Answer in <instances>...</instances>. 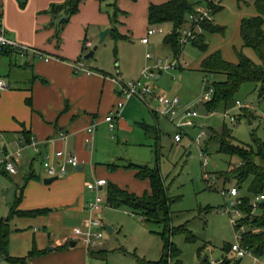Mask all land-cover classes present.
Returning <instances> with one entry per match:
<instances>
[{"label":"rangeland","instance_id":"374dc122","mask_svg":"<svg viewBox=\"0 0 264 264\" xmlns=\"http://www.w3.org/2000/svg\"><path fill=\"white\" fill-rule=\"evenodd\" d=\"M114 1L123 11L122 14L130 17L128 22L120 20L119 15L117 25L118 28L122 22L130 24L125 30L128 37L116 40L108 34L97 44L99 39L97 35L93 45L83 49L81 59L91 64L98 63L102 68L111 66L115 73L116 70L120 71L125 80L137 78L144 67H154L158 59H163V63H159L158 68L153 69L154 76L148 78L147 82L155 94L177 96L181 106L174 118L159 114L154 118L152 115L154 108L161 111L163 107L157 105L153 96L148 95L144 101L133 96L132 98L137 100L130 101L132 111L125 115L133 130L123 128L118 133L117 129L114 131L106 129L98 145L100 156L109 153L112 163L98 161L99 164L86 165L80 171L85 172L88 182L102 176L107 184L116 183L131 192L142 194L149 191L147 179L137 178L132 168L119 167L110 170L108 164L120 165L131 162L158 167L169 196L176 198L170 203L171 225L183 227L195 237L194 241H187L185 232L171 236L173 243L180 249L179 259L182 264H200L201 258L205 255L212 264L223 256L230 258L231 264H264V255L254 257L252 253L247 252L242 257L235 258L234 253L230 251L225 253L222 249L226 243L240 242L241 228L233 226L231 222V219L237 220L240 214L235 212L231 201L248 195V192L243 185L237 188V196L228 195V189L236 186L235 179L230 174L225 177L221 173L227 171L230 164L238 165L240 159L236 155L220 152L218 140L209 136L210 130L220 132L226 126L232 136L244 144L254 145V138L264 140V97H258L254 82L245 81L234 93L230 103L226 105L221 103L213 111H208L202 106L207 93L204 79L211 84L223 79V76L200 71L201 59L214 51H219L224 60L236 62V50L241 49L253 61H258L251 48L242 46L239 33L240 19L256 13L255 0H221V8L212 14V21L223 26L224 31L204 33L206 51H200L187 41L180 45L178 54L163 43L165 36L173 30L172 22L165 21L153 25L144 23L141 20V3L144 0H137L140 3L138 13L133 12L137 7L133 0H107L103 6L105 11L111 12ZM145 2L147 3V0ZM148 27H158L162 31L150 35L149 43L143 44L140 41L141 36L137 37L136 34L141 31L144 33ZM179 34L182 35L181 28ZM96 44L93 56L84 58ZM147 52L152 55L151 59L146 58ZM165 58H168V61L177 59L179 65L165 68ZM97 67L95 65V68ZM236 100L241 103L240 106L235 103ZM244 107H247V115L242 112ZM186 111H196V115H187ZM230 116L234 117L233 120ZM136 121L156 123L161 131L157 146L151 137L144 136ZM176 133L180 134L178 142L173 138ZM94 148L93 144L91 150ZM88 191L91 193L90 198L96 194V191ZM105 192V188L98 190L103 197ZM90 213L87 209L86 217L76 227L85 229L86 225L83 222L92 217L90 215L93 213ZM97 215L101 223L98 229L102 232L97 244L86 247L81 241H77L75 245L76 249L86 251L83 264H143V259H159L163 245L160 224L144 221L140 216L132 214L127 207L110 206L105 200ZM16 219L18 218L11 221L12 227ZM28 219L22 218L21 221ZM75 224L67 221L66 229L71 230ZM104 225H108L111 231ZM34 228L43 231L40 223L33 222L17 231V235L23 233L21 235L32 236V233H35L37 237L38 231ZM202 245L204 247L198 254V249ZM44 246L46 248V244ZM19 247L16 249L19 253L26 250L24 246ZM86 248L94 251V254H88ZM38 257L36 254L27 258L25 264H39ZM0 264L11 263L1 258Z\"/></svg>","mask_w":264,"mask_h":264},{"label":"crops","instance_id":"0c3cea01","mask_svg":"<svg viewBox=\"0 0 264 264\" xmlns=\"http://www.w3.org/2000/svg\"><path fill=\"white\" fill-rule=\"evenodd\" d=\"M64 1L0 0V26L8 37L29 47L22 53L5 47L0 54V76L7 85L0 91V152L10 153L16 149L21 152L15 161V173H9L0 164V219L9 216L13 208L17 211L8 222V254L25 257L35 250L39 255V264H83L85 261L86 251L76 249L78 240L73 237V230L86 217L87 202L91 196L85 186L88 182L86 174L80 170L86 165L99 164L98 161L112 163L109 153L100 156L98 145L102 141V133L106 129H117L118 133L123 128L132 131L125 115L132 111L130 101L137 100L131 97L125 102L110 129L104 116L117 100V81L126 80L120 71L115 73L111 66L102 68L98 63L91 64L81 59L83 42L89 39L94 43L101 30L110 29L109 16L103 7L107 0H82L78 10L60 25L57 35V26L61 22L57 21L63 13H53L51 6ZM166 1L147 0L146 3L144 0L141 3V20L148 23L150 3ZM133 3L138 9L140 3L137 0ZM136 8L133 12L138 13L140 8ZM129 18L128 15L119 16L123 21ZM128 27L130 24L122 22L117 29L125 35ZM144 34L141 31L136 35L142 37ZM32 49L50 58L45 61ZM79 59L91 69V73L73 69L72 63ZM95 65L100 68H95ZM152 115L154 118L158 116L155 112ZM94 120L95 128L89 132L87 129ZM135 123L146 138L152 139L145 134L141 124L155 126L159 139L161 131L156 123ZM93 144L95 148L91 150ZM56 151L74 155L79 166L69 168L66 175L45 184L43 179L48 176L43 162L48 158L58 164L61 159L55 155ZM106 187L107 181L100 190ZM43 209L46 211L36 215L20 214ZM12 218H18L13 227ZM22 218L29 219L21 221ZM67 221L76 223L71 230L66 229ZM33 222L43 227V231L34 228L38 231L37 237L35 233L32 236L17 235V231ZM71 240L75 241L74 246L69 245ZM45 244L53 249L47 250ZM19 246H24L26 250L19 253L16 250Z\"/></svg>","mask_w":264,"mask_h":264},{"label":"trees","instance_id":"16d2710c","mask_svg":"<svg viewBox=\"0 0 264 264\" xmlns=\"http://www.w3.org/2000/svg\"><path fill=\"white\" fill-rule=\"evenodd\" d=\"M82 0H65L62 4L51 6L53 13H63L65 17L57 26V35L60 25L67 18L78 10L79 3ZM103 2L105 0H98ZM135 1V0H133ZM111 5V4H110ZM197 5H206L211 7L212 14L221 8L220 3L212 5L206 0H168L164 3H150L147 9L148 25L160 24L170 21L173 24V30L167 34L163 43L167 45L175 54L179 52V29L186 23L188 16L195 11ZM256 13L251 16L242 17L239 22V33L242 40V46L251 48L258 61H253L246 56L242 50H236L237 61L228 62L224 60L219 51H214L205 55L200 62V71L205 73L219 74L223 79L211 83V98L205 101L204 106L208 111H213L219 104H228L232 101L234 93L238 90L241 83L251 81L256 84L257 95L264 97V0H255ZM110 20V35L116 40L125 39L127 36L119 33L117 25L118 16L123 11L117 6L116 1L112 3L111 12H107ZM202 32L196 35L191 44L200 51H206V42L204 41L205 32H223V26L214 23L212 20H203L200 23ZM242 112L247 115V107ZM147 136H152L157 144L158 130L155 126L141 124ZM209 136L216 138L219 142V151L229 155H236L240 159L238 165H229V169L221 173L223 176L230 174L236 183V187L246 186L248 195L240 196L235 209L240 214L235 227H244L240 236V246L254 257L264 255V200L259 203L258 212L253 211L250 203V196L264 195V140L254 138V145L244 144L237 141L231 134L230 129L224 126L220 132L210 130ZM155 144V146H156ZM110 170L116 168H132L135 170V176L140 179H147L149 182V191L142 194H136L122 188L116 184L109 183L106 187L105 201L110 206H125L132 214H136L147 222H156L162 226L160 236L163 240L162 252L157 260H142L143 264H182L179 259L180 249L173 243L171 236L179 232H185L187 241H194L195 237L183 227H173L170 217V203L175 197L168 194L167 187L158 167H148L143 165L138 167L128 162L126 164H108ZM250 195V196H249ZM46 210H34L21 212L22 215H36ZM17 211L11 209L9 216L0 219V259L3 258L11 264H25L26 259L37 254L35 250L30 251L25 257H12L8 254L9 243V219ZM204 245L198 249V254ZM224 252L231 249V244L226 243L222 247ZM88 254H94V251L88 250ZM231 252V251H230ZM39 253V252H38ZM230 258L218 259L214 264H231ZM200 264H212L208 258H201Z\"/></svg>","mask_w":264,"mask_h":264},{"label":"built area","instance_id":"2783aa9c","mask_svg":"<svg viewBox=\"0 0 264 264\" xmlns=\"http://www.w3.org/2000/svg\"><path fill=\"white\" fill-rule=\"evenodd\" d=\"M211 2L212 5H216L220 3L221 0H206ZM212 20V10L211 7H208L206 5H197L195 7V11L191 13L188 16V19L184 25H182V35L179 37V44L182 46L185 42L189 41L191 42L193 39L196 38V35L198 33L202 32V28L200 26V23L203 20ZM161 28L158 27H148L145 31V34L140 38L141 43L147 44L149 42V36L156 33L161 32ZM93 45L92 41L89 39H86L83 42V48H90ZM5 47H10L14 51H17L19 53H22L26 50H29V47L22 45L15 40L8 37L4 31V29L0 26V54L2 53L3 49ZM32 51L39 57L47 61L50 57L48 55H45L41 53V51L37 49H32ZM146 58L151 59L152 55L150 53H146ZM165 68H173L178 66L177 59H173L171 61H168V58H165L164 60ZM159 63H163V59H158L156 61V64L154 67L152 66H146L144 67L140 75L135 79H129L126 81H117V100L112 106V108L109 110V112L104 116V120L108 122L109 128L112 129L114 126L113 121L116 117H118L125 105V102L130 99L131 97L135 96L142 100H144L148 95L153 96L154 100L156 101L157 105L162 106V110L158 111L154 108L153 112L159 115H167L170 118H174L177 114L178 109L180 108L181 104L179 102V99L177 96H169L166 94H155L150 84L147 82V79L154 76L153 69L158 68L157 65ZM73 69L78 71H83L87 74L91 73V69H89L82 60H76L72 63ZM160 69V68H159ZM207 87V93L204 97V102L210 99V96L212 94V86L206 79H204ZM6 82L5 80L0 76V91L6 88ZM235 103L237 105H241V103L236 100ZM187 115L195 116L196 111H186ZM233 116H230V119L233 120ZM96 121L94 120L93 124L88 127V131H92L95 128ZM174 141L178 142L180 140V134L176 133L174 134ZM202 150V149H201ZM203 151V150H202ZM21 155V152L19 149H16L13 152H6L4 154H1L0 152V164H2L6 171L9 173H15L16 172V166L15 161L17 158H19ZM55 155L60 158V162L58 164H54L52 161H50L48 158L43 162V167L46 170L48 177H63L67 174L69 168H76L79 166V161L74 155H64L62 151H56ZM202 155H204V151L202 152ZM106 185V180L104 178H97L93 182H87L86 183V189L90 191H96V194L89 199L87 202V207L90 210L91 213H93L92 217L89 218L87 221H84L83 224L86 225L85 229H82L81 227H76L73 230V237L81 241L82 244L86 247L94 246L97 244L98 240L102 237V232L98 229V227L101 225L100 219L97 215V212L99 211L102 203L104 202L105 198L101 196L98 193V190L101 189ZM228 195L230 196H237L238 189L236 186L230 187L227 191ZM239 198V197H238ZM238 198L236 200L231 201V205L234 208L235 212L238 213V211L235 209V205L239 202ZM264 200V195L257 194L253 195L250 198V203L252 205L253 211L259 210V203ZM231 222L233 226L236 225L237 220L231 219ZM241 232L244 231V227L241 226ZM240 240V237H239ZM230 251L234 253L235 258L242 257L245 253L249 252L246 249L242 248L239 244V242L231 244Z\"/></svg>","mask_w":264,"mask_h":264},{"label":"water","instance_id":"95a60500","mask_svg":"<svg viewBox=\"0 0 264 264\" xmlns=\"http://www.w3.org/2000/svg\"><path fill=\"white\" fill-rule=\"evenodd\" d=\"M65 17V15L64 14H62L59 18H58V21H57V23H59L63 18ZM110 32V29L109 28H105V29H103V30H101L99 33H98V43L97 44H99L100 42H102L103 40H104V38L107 36V34ZM97 44L96 45H94L93 46V48L89 51V52H87L85 55H84V58H90V57H92L93 56V53H94V50L97 48ZM136 166H138V167H142L143 165H141V164H135ZM57 179V177H47V178H44L43 179V182L45 183V184H49L50 182H52V181H54V180H56ZM105 226V228H107L109 231H111V228L108 226V225H104ZM69 245L70 246H74L75 245V241H69ZM47 248V250H52L53 248L52 247H46ZM204 259H206V255L204 256Z\"/></svg>","mask_w":264,"mask_h":264}]
</instances>
